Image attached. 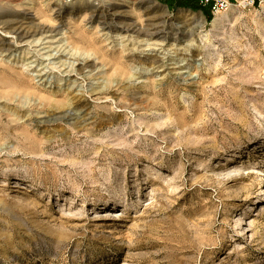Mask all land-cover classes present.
I'll return each instance as SVG.
<instances>
[{"label": "rangeland", "instance_id": "rangeland-1", "mask_svg": "<svg viewBox=\"0 0 264 264\" xmlns=\"http://www.w3.org/2000/svg\"><path fill=\"white\" fill-rule=\"evenodd\" d=\"M223 15L0 0V264H264V0Z\"/></svg>", "mask_w": 264, "mask_h": 264}, {"label": "bare ground", "instance_id": "bare-ground-1", "mask_svg": "<svg viewBox=\"0 0 264 264\" xmlns=\"http://www.w3.org/2000/svg\"><path fill=\"white\" fill-rule=\"evenodd\" d=\"M223 15V14H222ZM223 16H225V15H223ZM221 17V16H220ZM226 17V16H225ZM223 18L224 17H221V18H217V19H214L213 20V27L216 29V28H218L220 25H222L221 23V21L223 20ZM41 31V30H40ZM235 35V34H234ZM23 37V36H22ZM24 37H25V35H24ZM22 39V38H21ZM235 40H236V38H235ZM211 44V43H210ZM44 49V48H43ZM99 51V50H98ZM208 52V51H207ZM102 55V54H101ZM87 60V59H86ZM89 64V61L87 60L86 62H85V64L84 65H88ZM209 65V64H208ZM82 69V66L81 65H78V70H81ZM133 86V85H132ZM95 93V92H94ZM102 92H96V94H101ZM78 101V100H77ZM77 101H71L69 104H67V108H71V107H73V108H80L81 109V107H80V105L78 104V102ZM255 108L257 107V106H254ZM257 114L259 115H263L264 114V107L261 105V107L258 109L257 108ZM66 117H68V116H66ZM62 118H65V116H62ZM79 119H81V116L79 115V116H77L76 118H74V120L76 121V120H79ZM139 119H141V118H138L137 120H136V122H137V124H138V122H140L141 124H143V122H141V121H139ZM133 124V123H132ZM135 124V123H134ZM140 124V125H141ZM136 125V124H135ZM134 126V125H133ZM159 128V127H158ZM147 131V130H146ZM88 132V131H87ZM111 134V133H110ZM114 136V135H113ZM92 143V142H91ZM258 144H259V142H257ZM256 144V143H255ZM257 144V145H258ZM256 145V146H257ZM92 148L93 149H97L98 147H96V146H93L92 145ZM214 168V167H213ZM242 169V166H240V164H234L232 167H230V168H228L227 167V165H222V166H219V167H217L216 169H214L213 170V172H216L217 173V175H224L225 173L226 174H228V172H237V171H239V170H241ZM228 171V172H227ZM262 172V171H261ZM225 174V175H226ZM230 179V178H229ZM231 181H234V179H232ZM242 188H240L239 189V191L241 190ZM244 189V188H243ZM238 193V192H237ZM112 213H114L112 210H108V211H106V212H104V214L106 215V216H108V217H111V216H113V214ZM247 213H246V211H244L243 212V215H246ZM244 218V216H240V218H239V220L242 222V219ZM250 222V221H249ZM248 222V226H250V223ZM257 235V230L255 229V227H254V229H252V235ZM257 241L259 240H263L264 241V239H263V237H262V235H258V238L256 239Z\"/></svg>", "mask_w": 264, "mask_h": 264}, {"label": "built area", "instance_id": "built-area-1", "mask_svg": "<svg viewBox=\"0 0 264 264\" xmlns=\"http://www.w3.org/2000/svg\"><path fill=\"white\" fill-rule=\"evenodd\" d=\"M75 0H62L64 5H70ZM97 1V0H90ZM199 8L207 10L213 17L230 10L236 3L238 6H250L253 0H192ZM234 2V3H233Z\"/></svg>", "mask_w": 264, "mask_h": 264}, {"label": "trees", "instance_id": "trees-1", "mask_svg": "<svg viewBox=\"0 0 264 264\" xmlns=\"http://www.w3.org/2000/svg\"><path fill=\"white\" fill-rule=\"evenodd\" d=\"M173 1H174L175 5L181 6V7H186V6H188V7H192V6L198 7L192 0H173ZM199 9H201V8H199ZM201 10L203 12H207L208 13L207 10H203V9H201Z\"/></svg>", "mask_w": 264, "mask_h": 264}]
</instances>
